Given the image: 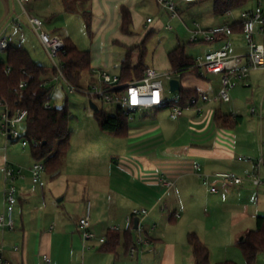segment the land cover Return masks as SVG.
Instances as JSON below:
<instances>
[{"label": "crops", "instance_id": "crops-1", "mask_svg": "<svg viewBox=\"0 0 264 264\" xmlns=\"http://www.w3.org/2000/svg\"><path fill=\"white\" fill-rule=\"evenodd\" d=\"M178 1L180 5H187L189 12L199 14L204 27L238 19L242 10L233 11V16L208 18L202 8L194 6L203 0L193 4H188L184 0ZM156 2L159 6L158 0ZM256 2L257 0H253L245 8L254 7ZM138 4H140V0H82L76 2L79 12L75 13L83 15L82 12L90 11L92 13V29L95 33L97 32V35L102 32L103 36L106 32L108 43L125 45L124 40L126 38L132 40L134 32L131 28L130 32L122 30V7L125 6L130 10L133 23L137 16L135 8ZM28 8L31 14L43 19L48 32L57 34L64 40L67 38L73 40L71 36L61 34L60 29L56 28L50 31L46 25L47 21L63 15V13H74L65 10L63 0H36L34 5L29 3ZM21 17H25L28 21L17 0H0V36L6 35L9 40L7 31L11 27L22 29L23 27L18 23ZM148 18L151 17H147V22ZM148 23L154 26L152 28L162 25L159 17L152 18V21ZM191 28L188 26L189 32ZM34 33L36 32L34 31ZM37 39L40 41L38 35ZM255 40L264 45V24L257 26ZM224 42V39L210 42L207 52L220 48ZM9 43L12 44L10 41ZM230 43L231 54L247 53L250 49L242 33V27L234 29ZM135 44L136 42H131L130 46L133 47ZM41 45L43 46L42 43ZM132 47L127 50V54ZM96 49V45L90 49L92 69L101 68L110 73L105 66L104 58L97 55ZM169 69L170 64H168ZM262 74L264 76V70H252L243 84L252 86L261 82ZM113 75L120 76V73ZM48 76L52 75L49 73ZM184 78L187 86L185 87L181 80L183 87L196 89L198 93L205 92L210 95L218 93L222 84L221 75H187ZM90 80L91 74L87 81L90 82ZM262 84H264V79ZM231 91L237 95L238 86L235 84ZM175 96H178V93ZM226 103H210L206 105L203 112H197V116L185 117L187 119L184 118V112L180 116V121L185 122L189 129L182 136H177L176 139L174 137L178 134L177 130H174L171 136H164L163 132L157 129L158 124L147 123L146 117L150 110L136 111L132 115L129 135L118 138L128 141L123 152H128L138 161L135 163L128 159L122 163L130 177L134 178L131 176L133 175L136 178L131 179L132 183L128 185L131 191L119 193L113 190L118 194H116V200L114 199L115 205L108 204L111 212L106 220L98 217L95 212L100 206V203L97 204V202L101 198L99 193L95 192L96 207L93 210L91 208L90 226L97 237H106L107 231L112 225H119L122 231L127 229L129 226L126 222V214L133 207H146L150 211L146 219L149 222L148 229L154 226L150 230L154 247L152 250L144 252V264H186V260L180 256L181 250L174 236L168 238L164 232L167 227L182 225L189 230L188 232H196L206 245L211 241L210 238L213 234H226L229 240H237L239 244L246 233L256 229L258 216L264 215V184L255 185L247 178L251 174H257L264 182V165H257V160L261 157L264 158V124L262 123L259 132H254L251 127L252 120H248L247 114L241 113L246 111L249 104L246 107V104L244 106L237 103L233 106V113L229 114L223 109ZM49 104L53 106L51 101ZM161 108L151 111L157 113ZM253 108L254 106L251 108V114L255 116L260 114L259 117L262 121L264 97L260 103L261 112L258 113L259 107H255V112L252 111ZM2 111L3 108L0 107V119ZM217 111L234 118L237 121L236 125L232 128L217 125L215 121ZM131 121H135V123L131 125ZM183 136L186 137L183 143H174V141L179 142L180 137ZM173 138L174 141H171ZM10 143L5 140V145H0V213L5 212L6 182L3 168L8 164L15 172L22 169L23 177H18L15 182V184L18 183L16 185L18 201L14 211L15 227L0 229V253L8 264H45L44 254L51 257L53 264H132L134 262L128 255L124 244H121L115 252L105 251L101 248L102 243L97 238L84 240L74 222L73 224L62 223L61 213H58L57 209L47 210L43 207L35 209L31 207L23 193L30 185L29 181L34 183L30 171L34 160L31 161L32 165H27L28 168L25 171L23 168L16 167L13 162L16 160L5 152ZM26 148L28 146L24 150ZM239 156H250L254 161L242 160ZM220 171L235 172L245 178V181L242 184H231L215 176ZM28 177H31V180ZM163 180H172L174 185L168 187ZM212 187H215L216 191H212ZM87 199H83L84 204ZM203 206L209 208L207 213L199 212ZM76 208L77 210L73 213L74 217L79 216L81 219L86 215L87 208L83 204L80 203ZM176 212H179V216H174ZM182 219L183 222H180ZM219 221H225L227 224L220 228ZM105 224L107 226L104 229ZM87 246H91V248H87ZM190 260L189 264H194L193 256Z\"/></svg>", "mask_w": 264, "mask_h": 264}, {"label": "rangeland", "instance_id": "rangeland-1", "mask_svg": "<svg viewBox=\"0 0 264 264\" xmlns=\"http://www.w3.org/2000/svg\"><path fill=\"white\" fill-rule=\"evenodd\" d=\"M35 1L36 0H31L30 5H34ZM196 5H194L196 8H202V11L207 14L205 15L208 18L219 17L214 13V0H203ZM179 9L180 17L170 21L167 11L160 7V5L158 6L156 0H140V4L135 8L137 16L130 27L132 32H134V37H132V40L131 38H126L127 40H124L126 43L125 45H112L110 42L108 43L106 39L107 36H105L106 32H104L103 36L102 32L97 35V32L95 33L92 29L91 34L88 30L85 18L80 14L63 13V15H59L47 21L46 25L50 31L58 28L61 34L71 36L76 45L82 50H90L96 45L97 55L104 58L106 62L105 66L112 74H119L121 72L122 60L126 57L127 50L132 47L130 46L131 42H136L135 46L130 50L131 60L134 63H138L140 58H142L147 66L166 71L168 70L169 64L168 53L178 45H183L186 54L196 60L205 57L210 44V42L205 41H190L191 34L188 26L193 27L194 21H198L202 25L204 24L201 22L199 14L189 12L187 5L182 4ZM148 16L155 19L159 17L162 21V25L160 24L156 28H152L154 26L147 22ZM18 23L21 24L23 28L18 29L19 27H11L7 31L9 41L15 45H23L36 61L48 66L50 74L53 76L52 60L37 39L36 33H34V30L30 27L31 25H29L25 17H21ZM168 24H170L173 29H169ZM0 57L3 59L6 58V50L0 51ZM88 77L89 75L85 74L84 81L81 82L79 86H74L78 88H87L89 86V84H87ZM178 78L182 80L186 87L185 78H180L179 75ZM162 79L166 96L171 100L177 92H171L169 80L166 78ZM263 79L264 76L262 74V81L252 86H245V84H243L245 82L236 83V86L239 88L238 94H234L235 90L231 91L232 101L223 106L225 112L232 114L234 111L233 106L237 103L246 104V107L247 104H249L246 111H242L241 113L247 114L248 120H252L251 127L254 129V132H259L262 123L264 124V112H262V121L259 117L260 114L256 116L251 114V108L253 106L259 107L258 113L261 112L260 103L264 97ZM52 84L53 90L50 96L51 104L54 107H63L67 105L70 111V128L72 130L71 148L61 165V175L59 177L52 179L46 171H43L40 174L38 183L29 181L30 185L23 195L34 209L38 207L47 208V210L53 208L57 209V212L61 213V222L70 224L74 222L80 233V217L78 216L76 218L73 216L74 211L77 210L76 207L81 203V205L83 204V206L87 208V204L90 201L92 210L95 209L96 198H94V195L95 192L99 193L101 198L98 200L97 204L100 203V206L97 207L95 212L98 217H102L103 220H106V217H109L111 212L110 205L108 204L112 203L114 206V199L116 200V194H118L113 190L119 193L131 191L128 185L132 183L131 179L136 178L133 175L131 176L134 178L130 177L127 170L123 168L122 163H124V160L128 161V159L135 163H138V161L134 159L131 154L129 155L128 152H123L125 146L128 144L126 139L115 137L101 129L95 111L90 107V98L87 95L80 90L71 91L63 78H60L58 81H52ZM99 108L109 114L115 111V107L109 105H100ZM184 112V118L198 115L195 111ZM136 114L138 115V113ZM142 118L145 117L142 116ZM146 118L147 123L158 124L157 129L161 130L164 136H171V133L177 130L178 134L174 137L175 139L177 136H182L189 129V126L186 125L185 122L180 121L181 117L175 120L171 118L169 106L161 108L157 113L150 110ZM134 123L135 121H131V125ZM19 130L24 135L26 133V126L20 125ZM174 138L171 139V141H174ZM185 138L184 136L180 137L179 142L174 141V143H183ZM5 140L6 138H4L0 130V145H5ZM25 150L21 140H19L11 142L7 151H4L10 155L11 158L16 160L13 161L16 167L23 168L25 171L29 165H32L30 149L26 148ZM28 178L31 180V177ZM16 185H18V183ZM84 198H88L85 204L83 201ZM59 199H61V201H59ZM201 211L207 213L209 208L203 206L200 208L199 212ZM180 222H183V219L180 220ZM225 224H227L225 221H219L220 228L225 227ZM146 225H149V222L146 221ZM106 226L107 224H105L103 228L105 229ZM188 231L189 230L182 225L178 227H167L166 230H164L168 238L174 236L176 243L178 242V247H180L181 250L180 256L186 260V264H189V262L191 263L190 259L193 256L191 245L187 239ZM210 239L211 241L207 240L209 241L207 246L210 250L211 263L219 264L230 259L238 264H246L245 257L237 240H229L226 234H213ZM171 240L174 241L173 239ZM192 261L194 263V257ZM257 264H264V252L258 255Z\"/></svg>", "mask_w": 264, "mask_h": 264}, {"label": "built area", "instance_id": "built-area-1", "mask_svg": "<svg viewBox=\"0 0 264 264\" xmlns=\"http://www.w3.org/2000/svg\"><path fill=\"white\" fill-rule=\"evenodd\" d=\"M188 4L200 2L202 0H184ZM21 6L23 13L27 16L28 22L37 33L41 43L47 51L52 64L56 69V74L53 75L52 81L63 78L71 91L80 90L87 95L90 100L100 105H109L115 108H121L123 112L132 118L136 111L154 110L163 106L170 107V116L173 119L179 118L184 111L190 110L198 113L203 112L206 105L214 102H230L231 89L237 82H245L252 70H264V45L256 42L255 32L258 25L264 24V0H257L252 8H245L240 11L238 19L220 23L211 27H204L200 22L194 21L191 28V42H213L217 39H224L225 42L216 50L209 51L204 58L195 60L193 68H196L200 75L214 74L221 75V88L215 95H210L205 92L191 96L185 103L179 102L178 96H173L169 100L166 96L163 79L171 80L178 78V71L166 70L161 71L153 67H147L144 70V75L140 79L123 82L119 75H113L107 70L101 68L92 69L91 80L87 88H78L72 84L65 75V63L62 59L67 53L66 42L63 37L57 34H51L45 28L43 19L37 15L31 14L28 8L30 0H17ZM160 7L167 11L169 20H174L180 17V2L178 0H158ZM228 16H233V11L228 13ZM152 18H148L151 22ZM233 22H240L242 33L248 42L249 51L243 54L230 53V38L234 33L232 27ZM21 27V26H20ZM169 29L173 27L168 24ZM10 43L6 35L0 36V51L6 50ZM2 57H0V61ZM11 67L7 66L6 72L10 71ZM47 83V82H46ZM26 85L25 81L21 82V86ZM46 107H51L48 103ZM1 114V134L8 142L21 140L23 148L28 146L25 139H22L23 134L19 130L20 125L26 126V118L28 115L27 109H18L14 115H11L7 106L2 107ZM252 111H256L254 107ZM240 159L254 161L250 156H239ZM257 165H264V158L257 160ZM5 174V212L0 213V229H13L15 227L14 211L18 201L16 179L23 177L22 169L14 171L10 165L4 168ZM31 177L34 183L40 180L41 172L45 171L43 162H34L30 168ZM216 177L226 180L231 184H242L245 178L239 176L235 172L220 171L215 174ZM255 185H262L264 182L257 174H251L247 178ZM168 187L174 185L172 180H163ZM216 191L215 187L211 188ZM149 209L146 207H133L126 214V222L128 226H133L135 218H139L136 230L135 242L131 245L128 255L134 261L132 264H144L143 254L147 250H152L154 247L153 238L150 230L146 225V219L149 216ZM91 202L87 204V212L80 219V229L84 240L98 239L100 243H104L105 236L97 237V234L90 228ZM179 216V212L175 213ZM111 230L119 231V225H112ZM91 248V246H87ZM45 264H53L51 257L48 254L43 256ZM0 264H8L6 259L0 253Z\"/></svg>", "mask_w": 264, "mask_h": 264}, {"label": "trees", "instance_id": "trees-1", "mask_svg": "<svg viewBox=\"0 0 264 264\" xmlns=\"http://www.w3.org/2000/svg\"><path fill=\"white\" fill-rule=\"evenodd\" d=\"M82 0H63L67 12H79L76 2ZM253 0H214V13L220 17H228L230 11L243 9ZM89 32H92V13L82 12ZM122 30L130 32L132 23L131 12L122 7ZM232 27H241L240 22H233ZM67 53L62 56L65 63L64 72L68 80L79 86L84 81L85 74H92V57L90 50L80 49L70 38L65 39ZM142 57V55H141ZM169 70H176L180 78L187 75L200 76V72L193 68L195 59L188 56L183 45H178L168 53ZM7 66L11 70L6 72ZM53 67V74L56 69ZM149 67L140 58L137 64L131 60V52L122 62L120 79L123 82L140 79L144 70ZM48 66L36 61L29 51L21 46L10 44L6 49V58L0 61V107L7 106L11 115L18 109H27L26 133L22 136L28 143L34 162H43L45 171L52 179L61 175V165L71 148L72 130L70 128V111L67 105L63 107H46L50 102L53 90L52 76H48ZM25 81L26 85L21 86ZM47 82V83H46ZM90 82L87 81V84ZM179 102L185 103L191 96L198 94L196 89L182 86L177 92ZM101 129L115 137L129 135L130 118L121 108H115L112 114L103 110L95 112ZM217 125L229 128L236 125V120L229 115L217 111L215 114ZM175 216V215H174ZM136 230L133 226L125 230H111L106 234L102 249L115 252L124 244L127 253L135 242ZM187 239L192 248L194 264H213L210 261V250L201 237L194 231L189 232ZM246 264H257L258 255L264 252V215L257 218V227L245 234L239 242ZM219 264H238L233 260H225Z\"/></svg>", "mask_w": 264, "mask_h": 264}, {"label": "water", "instance_id": "water-1", "mask_svg": "<svg viewBox=\"0 0 264 264\" xmlns=\"http://www.w3.org/2000/svg\"><path fill=\"white\" fill-rule=\"evenodd\" d=\"M169 85H170V91L171 92H179L182 89V83H181V80L179 78H172L169 81ZM90 107L95 112H99L100 111V108H99L98 104L95 103L93 100H90ZM138 222H139V218L136 217L135 221H134L135 227H137Z\"/></svg>", "mask_w": 264, "mask_h": 264}]
</instances>
